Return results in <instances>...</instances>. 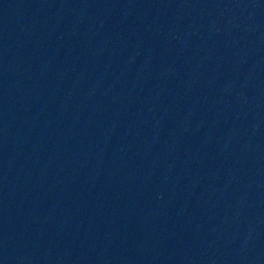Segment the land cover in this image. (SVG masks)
Instances as JSON below:
<instances>
[{"label": "water", "instance_id": "water-1", "mask_svg": "<svg viewBox=\"0 0 264 264\" xmlns=\"http://www.w3.org/2000/svg\"><path fill=\"white\" fill-rule=\"evenodd\" d=\"M0 264H264V0H0Z\"/></svg>", "mask_w": 264, "mask_h": 264}]
</instances>
